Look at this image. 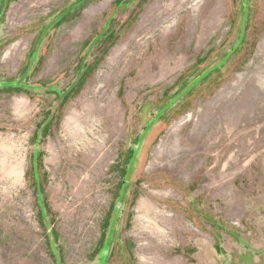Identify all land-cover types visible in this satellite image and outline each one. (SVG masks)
Returning a JSON list of instances; mask_svg holds the SVG:
<instances>
[{
    "label": "rangeland",
    "instance_id": "rangeland-1",
    "mask_svg": "<svg viewBox=\"0 0 264 264\" xmlns=\"http://www.w3.org/2000/svg\"><path fill=\"white\" fill-rule=\"evenodd\" d=\"M0 264H264V0H0Z\"/></svg>",
    "mask_w": 264,
    "mask_h": 264
}]
</instances>
